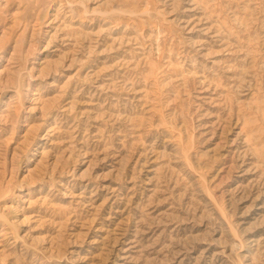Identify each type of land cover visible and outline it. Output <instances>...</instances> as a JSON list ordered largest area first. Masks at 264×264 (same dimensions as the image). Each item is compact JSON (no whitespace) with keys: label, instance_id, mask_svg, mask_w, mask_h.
Segmentation results:
<instances>
[{"label":"rangeland","instance_id":"1","mask_svg":"<svg viewBox=\"0 0 264 264\" xmlns=\"http://www.w3.org/2000/svg\"><path fill=\"white\" fill-rule=\"evenodd\" d=\"M0 264H264V0H0Z\"/></svg>","mask_w":264,"mask_h":264}]
</instances>
